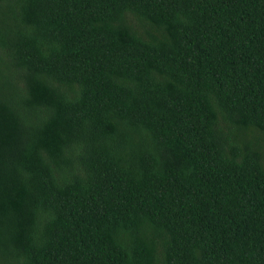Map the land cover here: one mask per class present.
Wrapping results in <instances>:
<instances>
[{"label": "trees", "instance_id": "16d2710c", "mask_svg": "<svg viewBox=\"0 0 264 264\" xmlns=\"http://www.w3.org/2000/svg\"><path fill=\"white\" fill-rule=\"evenodd\" d=\"M0 264H264V0H0Z\"/></svg>", "mask_w": 264, "mask_h": 264}]
</instances>
